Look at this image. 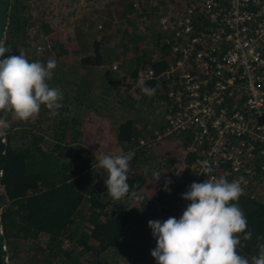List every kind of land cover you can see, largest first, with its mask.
Returning <instances> with one entry per match:
<instances>
[{
	"label": "trees",
	"instance_id": "1",
	"mask_svg": "<svg viewBox=\"0 0 264 264\" xmlns=\"http://www.w3.org/2000/svg\"><path fill=\"white\" fill-rule=\"evenodd\" d=\"M30 1H3L0 39L5 41L10 52L0 59L24 54L29 62L47 63L48 59L46 61L36 49L37 39H44V54L53 50L56 61L63 65L71 63L72 75L64 79V73L59 75L53 71L48 81L51 87L63 92L58 115L52 116L50 110L41 107L46 118L52 121L50 138H45L44 133L38 136L35 128L40 121L37 116L28 121L16 118L9 122L14 115L0 111V118L10 124L6 137H0L4 144L0 153V244L3 247L0 264H157L151 255L156 248V238L148 222H163L169 217L178 220L190 203L182 199L183 194L192 183L204 182L202 179L196 181L190 170L193 154L183 157L180 151L191 140L189 133L155 141L154 132L162 124L165 109L164 90L154 81L146 82L147 87L156 88V94L149 97L134 83L139 68L150 66L160 72L170 63V46L162 40L165 32L158 24L154 28L156 33H151L137 15H130V19L125 14L112 17L113 10L122 8V13L128 10L131 13L139 8H133L132 0L124 5L112 0L93 11L94 15L101 12L106 18L103 26L96 25L97 31L110 28L107 20L117 23L121 29L120 34H115L119 47L112 54H107L103 48L105 36L88 41L81 34L73 43L65 45L48 29L45 34L40 30L38 36L29 34L30 28H36L38 16L26 12ZM176 1L173 0L174 6ZM142 12L144 14L146 9ZM80 31L86 32L83 27ZM113 59L118 63L117 70L108 65ZM104 66L109 69H104V75H98ZM96 87L99 93L93 91ZM93 92L107 99L111 94L124 92L129 103L121 101V111L138 112L140 106L132 93L148 106L139 115L107 123L101 120L104 124L94 129L96 132H92L91 139V146L104 151L102 140L107 137H112L113 142L108 141V144L113 145L118 154L135 151L128 183L139 185L136 191L143 197L140 202L128 197L119 201L112 199L104 184L106 170L91 162L82 152L81 144H77L83 135L82 123L91 109ZM70 108L83 110L81 117L70 115ZM158 108L160 112L162 108V114L153 127V114ZM38 116L42 114L39 112ZM140 140L145 143L140 144ZM182 163L186 165L184 171L180 178L174 179L175 170ZM156 172L161 173L158 181L154 180ZM169 180L171 183H166ZM237 203L246 215L247 230L252 232L249 241H244L240 234L242 247L239 252L250 259L258 254V244L264 243L257 239L264 237V200L257 194H243Z\"/></svg>",
	"mask_w": 264,
	"mask_h": 264
},
{
	"label": "built area",
	"instance_id": "2",
	"mask_svg": "<svg viewBox=\"0 0 264 264\" xmlns=\"http://www.w3.org/2000/svg\"><path fill=\"white\" fill-rule=\"evenodd\" d=\"M158 24L170 63L160 72L141 67L134 78L164 90L155 141L187 132L191 140L180 151L193 154L196 181L243 177L244 194L264 191V0H177ZM110 67L117 70V61Z\"/></svg>",
	"mask_w": 264,
	"mask_h": 264
},
{
	"label": "clouds",
	"instance_id": "3",
	"mask_svg": "<svg viewBox=\"0 0 264 264\" xmlns=\"http://www.w3.org/2000/svg\"><path fill=\"white\" fill-rule=\"evenodd\" d=\"M7 52L10 49L0 39V57H5ZM56 67L57 61L52 58L46 64L29 62L24 54L0 59V111L11 112L22 121L37 116L42 106L50 110L52 116L58 115L63 92L48 83ZM137 86L149 97L156 94V88L147 87L143 79ZM9 127V122L0 118V137H6ZM134 156L135 151L101 154L96 163L106 170L104 184L108 195L116 201L125 197L137 202L143 200L136 191L139 185L128 183ZM202 165L205 174L211 173L207 161ZM160 176L161 173H154V180L158 181ZM242 182L243 177L231 182L215 177L203 183L194 182L182 196L190 203L178 220L169 217L163 222L149 221L148 227L156 238V248L151 255L157 264H264V243L258 244V254L250 259L239 252L240 234L244 241L252 239L246 215L237 203L244 194ZM257 239L264 240V237Z\"/></svg>",
	"mask_w": 264,
	"mask_h": 264
},
{
	"label": "rangeland",
	"instance_id": "4",
	"mask_svg": "<svg viewBox=\"0 0 264 264\" xmlns=\"http://www.w3.org/2000/svg\"><path fill=\"white\" fill-rule=\"evenodd\" d=\"M112 1V0H110ZM109 1V2H110ZM119 3L123 2V0H116ZM115 1V2H116ZM101 2V1H100ZM97 0H32L28 3V7L26 8V12L30 15H38L37 18H35L36 28H30L29 34L33 36L40 35V30L43 31L45 34V31L48 29L49 31H53L59 38V40L63 44L73 43V40L76 39L79 35L83 34L88 41H92L95 37L98 36H105V39H103V48H105V52L107 54H112L114 52L115 48L119 47V40L118 37L115 38V34H120V30L118 29L119 25L117 23L109 22L110 28L107 29V31H97L96 25L101 24L103 26V21L106 20L104 15L100 12H96L95 15L93 14L95 10H100L98 8L101 4ZM144 3V5H143ZM141 6L138 8V11L131 13L128 10V14L131 15H137V17L141 20L142 23L147 25L150 29L151 33H156L155 26L157 25V19L164 13H166L169 9L174 7L173 0H144ZM116 5V4H115ZM116 7V6H115ZM114 7V8H115ZM103 8V7H102ZM101 8V9H102ZM146 9V14L142 12V9ZM122 8H119L117 10H113L110 12L111 16L119 17L122 14L121 11ZM119 10V11H118ZM87 20V21H85ZM92 25L91 28H89V25ZM84 28L86 32L80 31L81 28ZM46 28V29H45ZM113 28H115L113 30ZM117 29V30H116ZM154 29V30H153ZM111 35H114L113 38H110ZM46 37V35H44ZM35 38V37H34ZM150 41H148V45L150 46ZM40 45L42 47L41 56H44L45 60L52 58L55 59V53L53 50H50L49 54H44L45 52V45L44 39L36 41V46ZM49 50V49H48ZM116 50V49H115ZM56 60V59H55ZM112 62H116V60L113 59ZM46 64V63H45ZM70 64H61V62L57 61V67L54 69V71H57L59 75L61 73H64V79H68L72 75V69L70 67ZM109 65V64H108ZM111 66V65H110ZM105 67V68H104ZM100 69L98 75L102 76L105 73H102L104 69H109L108 66H104ZM98 91L99 89L96 87L95 90ZM111 94L110 98H106L105 96H100L96 93H91V100L90 103V110L89 113H87L85 120L82 123L83 128V135L78 139L77 144H81L82 152L85 154L86 157H88L91 162L97 163L101 154H110V155H117L115 151V147L113 145L108 144V141L113 142L112 137L104 138L102 141L104 142L102 145L106 147L105 151L101 150L97 147L91 146V139L93 134L96 132L94 129L104 124L101 122L103 120L105 123L113 120H121L124 119L126 116H135L137 113L138 115L142 113L144 110L147 109V105L142 103L139 100V96L135 93H132V96L137 99L139 110L134 111L131 109H124L120 107L121 101L128 102L129 99L127 98L126 94L124 92H121L120 94ZM136 104V103H133ZM105 106V112L109 111L108 113H105L103 111V107ZM97 111L99 114L97 115L95 112ZM40 113L42 116L37 115L38 127H36V132L38 133V136H40V133H44L45 138H50V128L52 125L51 118L47 119L46 115L43 110H40ZM83 113V110H76L74 108H70L69 114L81 117ZM102 114L106 115L104 117ZM162 114V108L160 112V108L155 110V113L153 114V118L155 119L154 124L152 125L155 127L158 124L159 117ZM143 116V115H141ZM15 117V116H14ZM16 118H13L9 120V122L15 120ZM33 123H36V120L32 119ZM40 128V130H39ZM94 131V133H92ZM179 169L175 170V176L173 178L175 179L178 176ZM205 181V180H204ZM264 186V184H263ZM259 188L253 192L254 194H257V197L260 199L263 198L264 200V191L260 190L258 193ZM241 255L248 257L246 254L240 252ZM249 258V257H248ZM16 262H12L10 264H15ZM114 263V260L113 262Z\"/></svg>",
	"mask_w": 264,
	"mask_h": 264
},
{
	"label": "crops",
	"instance_id": "5",
	"mask_svg": "<svg viewBox=\"0 0 264 264\" xmlns=\"http://www.w3.org/2000/svg\"><path fill=\"white\" fill-rule=\"evenodd\" d=\"M85 1H86V0H85ZM97 1H98V2L101 1V2H100L101 5L98 7V8H100V7L102 6V4H104L105 2H109L110 0H97ZM128 1H129V0H123V2H120L119 4H120V5H124V4H126ZM125 15H126V18H127V19H130V18H131V17H130V15H131L130 13H129V14L126 13ZM156 26H158V21H157V25H156ZM112 61H113V60H112ZM112 61L109 63V66L113 63ZM116 153H117V152H116ZM178 169H179V168H178ZM183 171H184V170H182L181 172H178V176H177L175 179L180 178L181 175H182V173H183ZM180 173H181V174H180ZM173 176H175V174H174Z\"/></svg>",
	"mask_w": 264,
	"mask_h": 264
},
{
	"label": "water",
	"instance_id": "6",
	"mask_svg": "<svg viewBox=\"0 0 264 264\" xmlns=\"http://www.w3.org/2000/svg\"><path fill=\"white\" fill-rule=\"evenodd\" d=\"M3 1L4 0H0V13H1L2 9H3ZM1 27H2V20H0V37H1V34H2ZM3 148H4L3 141H0V153L2 152ZM0 241H1V230H0ZM0 249H3L1 244H0Z\"/></svg>",
	"mask_w": 264,
	"mask_h": 264
}]
</instances>
